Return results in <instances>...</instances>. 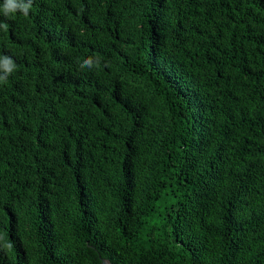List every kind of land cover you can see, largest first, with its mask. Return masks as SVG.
<instances>
[{
	"label": "trees",
	"instance_id": "obj_1",
	"mask_svg": "<svg viewBox=\"0 0 264 264\" xmlns=\"http://www.w3.org/2000/svg\"><path fill=\"white\" fill-rule=\"evenodd\" d=\"M0 21V264H264V0Z\"/></svg>",
	"mask_w": 264,
	"mask_h": 264
},
{
	"label": "clouds",
	"instance_id": "obj_2",
	"mask_svg": "<svg viewBox=\"0 0 264 264\" xmlns=\"http://www.w3.org/2000/svg\"><path fill=\"white\" fill-rule=\"evenodd\" d=\"M33 6V0H3L0 4V15L6 18H13L16 13L28 17ZM9 25L5 21H0V30L7 32ZM100 65V59L93 57H86L82 60L79 67L83 69H93ZM16 69V64L11 56H0V82H6L8 76Z\"/></svg>",
	"mask_w": 264,
	"mask_h": 264
},
{
	"label": "water",
	"instance_id": "obj_3",
	"mask_svg": "<svg viewBox=\"0 0 264 264\" xmlns=\"http://www.w3.org/2000/svg\"><path fill=\"white\" fill-rule=\"evenodd\" d=\"M100 264H112V263L106 258H101Z\"/></svg>",
	"mask_w": 264,
	"mask_h": 264
}]
</instances>
